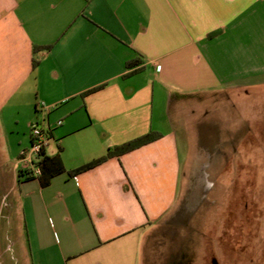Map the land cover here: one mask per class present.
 Listing matches in <instances>:
<instances>
[{"label": "crops", "instance_id": "1", "mask_svg": "<svg viewBox=\"0 0 264 264\" xmlns=\"http://www.w3.org/2000/svg\"><path fill=\"white\" fill-rule=\"evenodd\" d=\"M262 94L264 0H0V264H143L175 207L184 109L225 95L262 125ZM31 123L52 175L19 171Z\"/></svg>", "mask_w": 264, "mask_h": 264}, {"label": "rangeland", "instance_id": "2", "mask_svg": "<svg viewBox=\"0 0 264 264\" xmlns=\"http://www.w3.org/2000/svg\"><path fill=\"white\" fill-rule=\"evenodd\" d=\"M239 109L225 95L184 109L175 207L143 264H264V124L240 123Z\"/></svg>", "mask_w": 264, "mask_h": 264}, {"label": "trees", "instance_id": "3", "mask_svg": "<svg viewBox=\"0 0 264 264\" xmlns=\"http://www.w3.org/2000/svg\"><path fill=\"white\" fill-rule=\"evenodd\" d=\"M40 47L38 46H35L34 47V51L36 52L37 50H39ZM33 66L37 63L36 59L33 58ZM134 63V62H133ZM128 66L130 67L131 66V63L128 64ZM161 136V134L157 133V132H149L145 135H142L138 138H135L131 141H128L124 144H121V145H117V146H114L113 148H109L106 152V154L97 159V160H94L84 166H82L81 168H79L77 171L78 172H81V171H85L87 169H90L102 162H104L105 160H107L108 158H111V157H114V156H119V155H122L124 153H127L129 151H132L138 147H141L145 144H148L152 141H155L156 139H158L159 137ZM43 152V151H42ZM42 152H41V159H40V162H38V165L40 167V170H41V174H43V170L45 169H51L50 171V174L52 175L53 173H55L56 171H58L60 168H61V165L59 164L58 160L56 158H42ZM56 162H57V166L56 165ZM40 174V176H41ZM30 176V175H29ZM39 176V177H40Z\"/></svg>", "mask_w": 264, "mask_h": 264}, {"label": "built area", "instance_id": "4", "mask_svg": "<svg viewBox=\"0 0 264 264\" xmlns=\"http://www.w3.org/2000/svg\"><path fill=\"white\" fill-rule=\"evenodd\" d=\"M30 130L31 144L29 148L20 155L17 160V166L19 171L26 172L32 177H39L41 170L38 162H40L41 159V152L48 144L49 135L47 131L42 129L37 123H31Z\"/></svg>", "mask_w": 264, "mask_h": 264}, {"label": "flooded vegetation", "instance_id": "5", "mask_svg": "<svg viewBox=\"0 0 264 264\" xmlns=\"http://www.w3.org/2000/svg\"><path fill=\"white\" fill-rule=\"evenodd\" d=\"M214 259H215V258H212V259H211V264H213ZM215 260H216V259H215ZM216 262H217V261H216Z\"/></svg>", "mask_w": 264, "mask_h": 264}, {"label": "water", "instance_id": "6", "mask_svg": "<svg viewBox=\"0 0 264 264\" xmlns=\"http://www.w3.org/2000/svg\"><path fill=\"white\" fill-rule=\"evenodd\" d=\"M213 264H217L216 260L214 259Z\"/></svg>", "mask_w": 264, "mask_h": 264}]
</instances>
